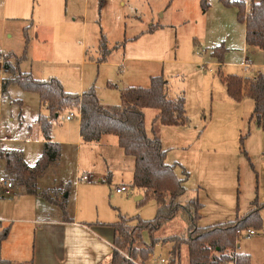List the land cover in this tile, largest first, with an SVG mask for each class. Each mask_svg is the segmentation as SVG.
<instances>
[{"label": "rangeland", "instance_id": "obj_1", "mask_svg": "<svg viewBox=\"0 0 264 264\" xmlns=\"http://www.w3.org/2000/svg\"><path fill=\"white\" fill-rule=\"evenodd\" d=\"M245 1L248 7L250 0ZM209 3L204 13L201 0H0V58L5 59L7 54L24 55L27 27L29 43L25 56L35 76L60 78L72 91L79 89L83 77L95 85L96 91L118 95V103L112 105L121 102V88L148 87L151 75H163L170 82L171 95L184 91L190 119L185 127L162 131L164 145L171 147L167 162H180L189 172L182 201L200 193L204 204L200 226L243 217L257 205L262 206L260 214L264 220V129L255 119L251 120L254 105L249 97L241 101L230 98L218 75V57L212 55L217 46L230 49L228 55L224 52V74L252 78L259 72L264 74V49L246 46L245 27L238 20L235 5L223 0ZM153 23L162 27L148 33ZM103 36L111 53L106 60L97 62L95 53ZM119 45L122 46L115 47ZM247 62L252 66L245 67ZM109 79L116 86L107 87ZM22 94L17 84L9 93L0 90V138L16 147L24 145L20 139L25 135L35 133L39 112L38 96L30 93L34 97L27 99ZM19 100H23L22 105ZM157 111L145 110L149 134ZM66 150L59 176L65 182H73L72 197L67 199L70 207L79 198L82 208L91 193L87 187H82L80 193L75 189V183L81 182L80 174L87 171L92 179L82 182H105L106 192H113L112 199L105 198V202L104 194H99L103 195L99 204L101 217L111 212L117 217L121 213L147 220L156 216V199L137 200L140 194L132 185V170L114 146L105 149L84 144L81 164L77 162L75 146L66 145ZM3 173L7 176L0 162V175ZM177 173L181 174L179 170ZM122 183L128 184V192L119 194L114 189ZM17 184L13 188L16 194L0 198V212L13 217L31 216L35 196ZM21 205L30 210L21 213ZM15 206L18 208L14 214ZM91 211L96 217L97 204L91 206ZM187 227L188 222L177 219L164 228V235L184 234ZM255 230L256 234L250 237L246 232L238 234L235 251L249 254L251 264H264V225ZM145 239L149 240L147 234ZM162 240L145 264H153L154 259L161 257L168 260L172 244ZM187 262L185 247L182 263Z\"/></svg>", "mask_w": 264, "mask_h": 264}, {"label": "trees", "instance_id": "obj_2", "mask_svg": "<svg viewBox=\"0 0 264 264\" xmlns=\"http://www.w3.org/2000/svg\"><path fill=\"white\" fill-rule=\"evenodd\" d=\"M223 1L238 8L237 17L239 22L245 25L247 44L264 49V0H250L248 7L245 0ZM201 7L204 12L208 11L209 0H201ZM28 42L26 37L25 52ZM101 45L106 48L105 41H102ZM225 51L227 50L224 46H217L212 53L222 62ZM4 56L5 70L12 75L3 79V91L6 92L11 84H17L23 90L38 93L42 104L49 110L48 115L39 116L46 140L44 152L33 167L24 161L20 151L1 152V158L5 160L4 172L14 183L25 185L30 192L37 191L38 179L61 155V145L51 139L53 121L66 111L80 108V133L83 140L93 142L107 134L116 135L124 153L135 159L133 187L144 190L142 199L153 197L157 202V214L153 219L120 215L117 222L108 224L114 228L111 264H145L161 239L172 244L167 264H183L182 250L185 247L188 259L186 264H227L232 261L234 264H251L249 254L235 251L237 237L239 231L264 225L260 214L262 206L253 207L245 216H238L234 220L200 226L199 220L204 205L199 197L182 201L187 189L183 178L177 175L175 166L166 161L167 150L163 147L159 128L162 125H185L189 118L185 97L182 95L176 99L169 98L167 80L163 75L152 76L148 87L124 88L121 91V102L107 105L101 102L94 86L82 94L68 92L57 78L37 79L31 73L21 72L20 62L25 55ZM218 75L232 99L241 101L249 97L254 101L252 119L264 129V74L259 72L256 76L248 78L239 74H224L219 69ZM147 108L159 111L154 119L151 134L145 124ZM177 219L188 222L186 233L164 235V228ZM146 234L149 236L147 241ZM7 235L8 230L0 235V242ZM0 264L14 263L0 258Z\"/></svg>", "mask_w": 264, "mask_h": 264}, {"label": "crops", "instance_id": "obj_3", "mask_svg": "<svg viewBox=\"0 0 264 264\" xmlns=\"http://www.w3.org/2000/svg\"><path fill=\"white\" fill-rule=\"evenodd\" d=\"M160 27H162V25L153 23L152 26L148 29V33H154ZM24 29H25L26 37H28L29 39V36L27 34V27H25ZM133 38H138V36H135ZM102 41H105L104 36L102 38ZM245 42H246V38H245ZM101 44L98 47L97 52L95 53V55H97V60H98L97 62H102L106 60L111 53V50L109 49L107 43H106V48H102ZM121 46L122 45L115 47L117 48ZM246 46L249 49L258 48V47L249 46L247 42H246ZM86 48L87 47L84 46V50H86L87 52ZM229 52L230 49L227 50V55L229 54ZM91 57H95V56L91 55ZM228 63L231 64V62ZM217 64H219V67L222 68V66L224 65V61L220 62L218 60ZM250 66L252 65L248 62L245 64V67H250ZM19 69L21 72L31 73L37 79H43V78H38L39 76H41L40 74H38L39 76L36 75L37 77L34 75V69L29 64V60L27 56L23 57L22 61L20 62ZM39 71L41 73L43 72V70L40 68ZM2 75L3 78L1 77L0 90L2 91V93H6V92L9 93V91L15 84H11L7 88L6 92L3 91L2 84H3V79H5L8 76H11L12 73L4 69ZM152 76H156V75H151L150 80ZM51 78H57V77H50L48 79ZM43 80H47V79H43ZM59 80L63 84L66 91L73 93L82 94L83 91L89 89L90 87L92 86L95 87L94 84L90 85L91 81L87 82L82 77L79 89H74L76 91H72V89L67 87L65 81L61 80L60 78ZM109 86H116V84H114L109 79V81L107 82V87ZM129 86H136V85H128L121 88L120 92H118V94L120 93L119 94L120 100H121V91ZM170 88H171L170 82L169 80H167V95L169 98L176 99L182 95L185 97L184 91L183 92L181 91L180 93L176 92L175 95L173 94L171 95L172 90ZM22 91H23L22 94L23 97L27 99H33L34 96H31L32 94L30 93L37 95L39 98V112L37 114V119H36L37 124L35 128V133L27 134L25 135L24 138H21L20 141L24 145L18 147H16L15 145H10V144L8 145L3 143V139L0 138V162L4 164V167H5V160L1 158V152L6 153L13 150L20 151L22 153V157L24 161L30 167H33L37 163L38 159L41 157V155L44 152V144L46 139L44 137L41 124L39 122V116L40 114L48 115L49 110L45 105L42 104L38 93L32 91H26L23 89ZM97 94L101 102L104 104L111 105L112 103L114 104L118 103V101H115L118 98V95L116 96L114 94H109L106 92L102 93L99 89H97ZM22 101L19 100L18 102L21 103L22 105ZM253 105H254V101H253ZM186 110H187V105H186ZM71 111L72 109L66 111L56 121H53L52 129H51V139L53 142H57L61 145V155L59 160L56 163L50 165V167L47 169L45 174L38 179L37 191L30 192L28 191L25 185L17 184V187L19 188L24 187L28 192L32 193V195L35 196V204L33 205L31 216L15 215L16 217H13L7 215L2 211L0 212V235H2L4 231L8 230L7 237L0 242V258L2 259L9 260L14 264H28L30 262L32 264H111V256L113 252L114 228L108 224L117 222L119 220L120 215L123 214L119 213L117 217L116 215L113 216L111 212L108 215H106V217L103 216L101 217L99 204L103 195L100 197L99 194L100 193L104 194L102 201L105 202V198L112 199V194H113L112 190H110L109 192L107 191L109 194L106 192L105 189L107 183L105 182H76L75 183L76 192L80 193L82 187H87V192L90 191L91 193L87 197V199L83 201L82 208L80 205L79 198L74 200L73 207H70V203L68 202V200L69 198L72 197L73 182H65V180L59 176V167L61 166V163H63V157L67 152L66 145H72L76 147V156H77L78 164H81V153L84 144L101 145L105 149H107V147L114 146L115 152L118 153L119 156H121L123 162L127 164L128 168H131L132 175H134L135 159L134 157L126 155L124 153V150L119 146L118 137L114 134L104 135L98 141H93V142L84 141L80 133L81 114L74 116V117L78 116L77 117L78 119L76 120V122H74L73 120L74 117L67 119V115ZM158 112L159 111H157V114ZM187 115H188V111H187ZM251 120H252V115H251ZM188 124L189 121L185 125L161 126L159 133L163 147L167 150L166 161L167 158L169 157V151H170L169 149H171V147L166 148V146L164 145L162 131L167 129L168 127L181 128V127H185ZM23 126L24 125H21V127ZM29 127L31 128V126ZM151 131H152V127H151ZM111 137H114L115 139ZM183 148L186 149L187 147L183 146ZM169 164L175 166L176 173L177 170L180 171L181 174L179 175V177L183 178L185 185V183L189 179L188 170L180 162L169 163ZM56 173L58 174L57 176ZM83 173H86L90 176V173H87V171ZM1 175H4V173ZM131 182L133 183V177ZM111 186L112 185H110V187ZM121 186L129 187L128 184L122 183L116 185L114 190L117 193H119L117 191V188ZM136 189L140 194L139 195L140 199H138L139 197L138 196L137 200H141L144 197L145 192L142 189L139 188ZM125 192H128V189ZM125 192H121L119 194H123ZM11 193L16 194V191L12 189L10 193H5V191L1 189L0 198L6 194H11ZM92 193H95V195H92ZM195 196L200 197V193L198 192V194ZM195 196H191L190 198ZM57 197L62 198V200L58 199ZM93 204H97L98 206V211H97L98 213L96 214V217H94L93 211H91V206ZM28 207L29 206H22L19 209V211L24 214L23 210H27V211L30 210V207L29 208ZM17 208L18 206H15L13 208L14 214L16 213ZM229 264H234V262L233 261L229 262Z\"/></svg>", "mask_w": 264, "mask_h": 264}, {"label": "built area", "instance_id": "obj_4", "mask_svg": "<svg viewBox=\"0 0 264 264\" xmlns=\"http://www.w3.org/2000/svg\"><path fill=\"white\" fill-rule=\"evenodd\" d=\"M5 61L3 58H0V74L2 75L3 72H4V69H5ZM81 112H80V108H77L76 111L72 110L68 115H67V119H70L72 117H74L75 115H80ZM86 180H91V177L86 174V173H83V174H80V177H79V181H86ZM14 188V182L13 180H11L10 178H8L7 176L5 175H0V190L3 189L5 191V193H10L11 190ZM128 189L127 186H121V187H118L117 188V191L119 193L121 192H125L126 190ZM245 233L246 236L250 237L254 234H256V230L255 229H249L247 231H239V235ZM130 260L134 261L130 256H127ZM137 264H141V263H138L136 262ZM168 261L167 259L165 258H156L154 259V262L153 264H167Z\"/></svg>", "mask_w": 264, "mask_h": 264}, {"label": "water", "instance_id": "obj_5", "mask_svg": "<svg viewBox=\"0 0 264 264\" xmlns=\"http://www.w3.org/2000/svg\"><path fill=\"white\" fill-rule=\"evenodd\" d=\"M138 199H140V196L138 197Z\"/></svg>", "mask_w": 264, "mask_h": 264}]
</instances>
